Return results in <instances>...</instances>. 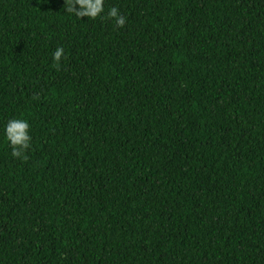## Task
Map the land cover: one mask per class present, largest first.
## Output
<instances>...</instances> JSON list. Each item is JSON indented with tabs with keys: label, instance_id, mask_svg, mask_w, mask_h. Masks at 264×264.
Here are the masks:
<instances>
[{
	"label": "trees",
	"instance_id": "trees-1",
	"mask_svg": "<svg viewBox=\"0 0 264 264\" xmlns=\"http://www.w3.org/2000/svg\"><path fill=\"white\" fill-rule=\"evenodd\" d=\"M64 4L0 0V264H264V0Z\"/></svg>",
	"mask_w": 264,
	"mask_h": 264
},
{
	"label": "clouds",
	"instance_id": "clouds-1",
	"mask_svg": "<svg viewBox=\"0 0 264 264\" xmlns=\"http://www.w3.org/2000/svg\"><path fill=\"white\" fill-rule=\"evenodd\" d=\"M77 6L79 7L77 8ZM64 11L75 15L78 19L84 17L92 20L98 17L106 18L114 21L116 28H123L126 24V17L115 6L108 10L106 17H102V13L105 11L104 0H65ZM52 58L54 61L53 67L59 70L60 61L65 58L63 47H58ZM5 135L11 145L12 156L27 161L29 157L26 153L31 148L32 139L29 122L23 118L10 119L5 127Z\"/></svg>",
	"mask_w": 264,
	"mask_h": 264
}]
</instances>
